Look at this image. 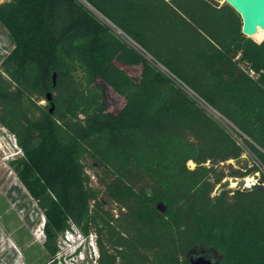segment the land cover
<instances>
[{
  "label": "trees",
  "instance_id": "1",
  "mask_svg": "<svg viewBox=\"0 0 264 264\" xmlns=\"http://www.w3.org/2000/svg\"><path fill=\"white\" fill-rule=\"evenodd\" d=\"M0 22V127L45 211L49 258L75 227L94 264H190L203 248L264 264V189L226 190L264 186V46L231 6L4 0Z\"/></svg>",
  "mask_w": 264,
  "mask_h": 264
},
{
  "label": "rangeland",
  "instance_id": "2",
  "mask_svg": "<svg viewBox=\"0 0 264 264\" xmlns=\"http://www.w3.org/2000/svg\"><path fill=\"white\" fill-rule=\"evenodd\" d=\"M4 0H0V4ZM264 46V31L250 38ZM12 45L6 29L0 22V61L11 51ZM123 69L131 76H138L139 67ZM106 97L111 111L119 110L124 99L111 88L106 87ZM22 152L14 138L0 127V264H94L95 252L93 236H85L77 228L72 231L70 242L61 235L58 255L49 258L44 242V223L46 214L13 169V162L21 158ZM193 167V164H191ZM259 180L255 177L245 179L246 184ZM237 181L230 180L229 187H237ZM79 234V235H78ZM196 255L211 254L215 262L219 255L203 248Z\"/></svg>",
  "mask_w": 264,
  "mask_h": 264
},
{
  "label": "water",
  "instance_id": "3",
  "mask_svg": "<svg viewBox=\"0 0 264 264\" xmlns=\"http://www.w3.org/2000/svg\"><path fill=\"white\" fill-rule=\"evenodd\" d=\"M220 3H226L231 6L242 19V34L251 38L257 35L261 30L264 31V0H216ZM48 99L51 100L50 95ZM235 189L243 191L263 190L264 186L257 181L252 184H246L245 181H239L237 187H228L226 190L233 192ZM190 264H217L211 257V254L191 255Z\"/></svg>",
  "mask_w": 264,
  "mask_h": 264
},
{
  "label": "built area",
  "instance_id": "4",
  "mask_svg": "<svg viewBox=\"0 0 264 264\" xmlns=\"http://www.w3.org/2000/svg\"><path fill=\"white\" fill-rule=\"evenodd\" d=\"M110 26H111V25H110ZM74 229H76V228H75V227H72V231H73ZM72 231L68 230V231H66V232L64 233V235H65V239H66L68 242H70L71 240H73V238H71V239L68 238V236L74 237ZM78 235H79V234H78ZM94 245H95V240H94ZM95 248L97 249L96 245H95ZM95 254H96L95 257L97 258V256H98V252L96 251ZM96 258H95V259H96Z\"/></svg>",
  "mask_w": 264,
  "mask_h": 264
}]
</instances>
